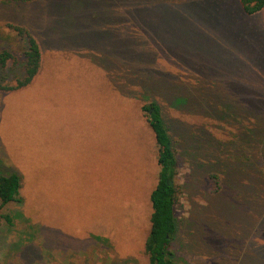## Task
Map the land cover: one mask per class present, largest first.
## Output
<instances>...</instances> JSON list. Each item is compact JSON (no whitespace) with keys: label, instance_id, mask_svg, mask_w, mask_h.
I'll list each match as a JSON object with an SVG mask.
<instances>
[{"label":"rangeland","instance_id":"obj_1","mask_svg":"<svg viewBox=\"0 0 264 264\" xmlns=\"http://www.w3.org/2000/svg\"><path fill=\"white\" fill-rule=\"evenodd\" d=\"M7 24L34 38L40 71L0 90V170L21 197L0 207V264H148L151 101L176 161L175 262L264 264V6L0 0L13 84L24 40Z\"/></svg>","mask_w":264,"mask_h":264},{"label":"trees","instance_id":"obj_2","mask_svg":"<svg viewBox=\"0 0 264 264\" xmlns=\"http://www.w3.org/2000/svg\"><path fill=\"white\" fill-rule=\"evenodd\" d=\"M29 2L32 0H3ZM242 11L252 14L264 6V0H237ZM24 40L21 51L22 63L20 66V77L15 78L13 84L4 82V67L7 60L16 65V57L8 50H0V90L10 91L30 82L36 74L40 54L34 38L22 27L7 24ZM140 110L145 122L151 129L156 145V163L158 165L157 180L149 192L151 212L149 214V229L143 241V252L147 256L148 264H177L173 252L170 250V242L176 233L174 218V204L176 203V189L173 178L176 174V161L173 144L163 123L159 106L151 101L141 105ZM213 184V191H217L218 180L215 174L208 175ZM20 187L19 177L12 170H0V207L7 202H21L18 196ZM1 217L9 222L8 216Z\"/></svg>","mask_w":264,"mask_h":264},{"label":"crops","instance_id":"obj_3","mask_svg":"<svg viewBox=\"0 0 264 264\" xmlns=\"http://www.w3.org/2000/svg\"><path fill=\"white\" fill-rule=\"evenodd\" d=\"M40 71V68H38V70H37V72H36V74L33 76V78L30 80V82L28 83V84H26L25 86H22V87H26V86H28V85H31V84H33L34 83V81H35V78L37 77V75H38V72ZM20 174V176L23 178V176L21 175V173H19Z\"/></svg>","mask_w":264,"mask_h":264}]
</instances>
